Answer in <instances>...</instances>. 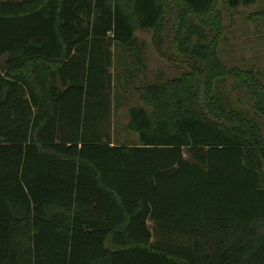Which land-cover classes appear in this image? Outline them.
<instances>
[{
    "label": "trees",
    "instance_id": "16d2710c",
    "mask_svg": "<svg viewBox=\"0 0 264 264\" xmlns=\"http://www.w3.org/2000/svg\"><path fill=\"white\" fill-rule=\"evenodd\" d=\"M221 1L0 0V264H264V89L221 104ZM147 30L192 71L137 87L119 142L115 48Z\"/></svg>",
    "mask_w": 264,
    "mask_h": 264
},
{
    "label": "rangeland",
    "instance_id": "374dc122",
    "mask_svg": "<svg viewBox=\"0 0 264 264\" xmlns=\"http://www.w3.org/2000/svg\"><path fill=\"white\" fill-rule=\"evenodd\" d=\"M224 2L225 1L222 0L220 6L225 4V7H222L223 9H231ZM259 5L260 2L253 6H241L237 13L242 17V14L248 10H250V12L256 11ZM152 37V31H138L132 46L128 45L121 49L119 47H114L116 52V65L113 69V75L115 82L120 80L116 90L119 92L118 100L114 99L118 104L117 109L115 108L114 132L119 142L139 143L138 135L127 129L129 110L132 107L142 105L139 95L136 93L137 87L171 80L189 74L192 71L190 65L184 63L183 60L169 59L167 56L162 57V54H160L158 49L153 45ZM208 38L210 39L211 35L208 36ZM192 41L194 43L204 42L200 39V35H197V37L193 36ZM119 59H127L124 61L126 65L122 62L120 63ZM224 60L228 62L231 61V59ZM221 91L224 93V102L233 105L234 109L241 108L245 110L248 115L254 116L252 103L249 102L251 101L249 100V90L247 93L243 88L238 89L236 82H232V79H228L221 85ZM259 119L264 131V117H260Z\"/></svg>",
    "mask_w": 264,
    "mask_h": 264
},
{
    "label": "crops",
    "instance_id": "0c3cea01",
    "mask_svg": "<svg viewBox=\"0 0 264 264\" xmlns=\"http://www.w3.org/2000/svg\"><path fill=\"white\" fill-rule=\"evenodd\" d=\"M258 2L260 5L256 11L248 10L242 14V17L237 13L241 6L233 10L223 9L225 4L221 6L223 23L221 35L218 37L217 54L231 73L223 78V82L217 83V90L220 87L221 94L218 97L221 104L231 108H234L233 105L223 101L224 93L221 91V85L228 79L235 81L238 89L243 88L248 93L240 73L251 72L264 89V0H258ZM224 59H231V61ZM249 100L253 106L251 94Z\"/></svg>",
    "mask_w": 264,
    "mask_h": 264
}]
</instances>
